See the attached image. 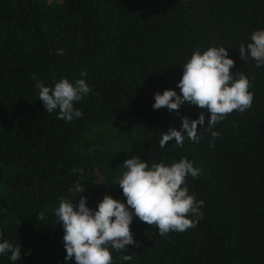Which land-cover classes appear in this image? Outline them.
Returning a JSON list of instances; mask_svg holds the SVG:
<instances>
[{"label":"trees","instance_id":"16d2710c","mask_svg":"<svg viewBox=\"0 0 264 264\" xmlns=\"http://www.w3.org/2000/svg\"><path fill=\"white\" fill-rule=\"evenodd\" d=\"M261 29L264 0H0V242L22 253L0 264H75L65 261L61 199L77 206L85 196L93 210L105 195L126 203L117 183L134 155L149 166L186 157L201 169L186 185L205 201L203 218L161 236L133 217L140 246L111 250L113 264H264V66L238 52ZM213 46L227 49L234 75L248 76L254 99L215 125L210 147L206 110L152 105L157 92L181 94L183 65ZM61 77L91 88L71 122L47 113L35 87ZM201 112L198 143L159 147L162 133Z\"/></svg>","mask_w":264,"mask_h":264},{"label":"clouds","instance_id":"9594fccd","mask_svg":"<svg viewBox=\"0 0 264 264\" xmlns=\"http://www.w3.org/2000/svg\"><path fill=\"white\" fill-rule=\"evenodd\" d=\"M250 40L247 46L240 44V59L246 62L251 58L256 67L264 66V29L255 30ZM56 54L63 55V50ZM234 67L235 61L229 58L227 49L222 46L210 47L203 53L194 51L182 67L183 74L177 84L181 94L175 90H164L162 94L157 92L153 109L166 107L178 113L181 105L187 103L206 110L210 114L206 130L213 138L209 146H214L215 138L220 136L219 132L212 131L215 125L234 111L245 112L253 103L248 76L242 72L234 75ZM80 75L85 77L87 72L81 71ZM32 79L36 80V76L33 75ZM35 87L39 89L38 96L47 113L58 109V118L66 122L82 116L74 105L91 92L84 79H76L73 83L65 77L55 81L53 87L45 86L43 81H37ZM204 124V112L199 114L198 119L182 117L181 130L170 127L162 133L159 147L164 148L174 139L175 145L181 148L185 136L198 143L201 139L198 125ZM122 165L126 171L117 184L126 203L105 195L93 210L87 206L85 196H80L77 206L73 201L61 199L56 216L64 230L65 261L74 259L75 264H113L111 250L123 252L127 246H140L130 228L133 217L155 226L161 236L194 228L203 218L201 208L205 201H197L194 194H189L186 185L189 176L198 178L202 171L186 157L171 165L161 161L149 166L134 155ZM41 219L45 220L43 213L40 214ZM7 253H10V260L19 261L21 247L4 240L0 242V255ZM121 259L127 262L132 256L125 254Z\"/></svg>","mask_w":264,"mask_h":264}]
</instances>
